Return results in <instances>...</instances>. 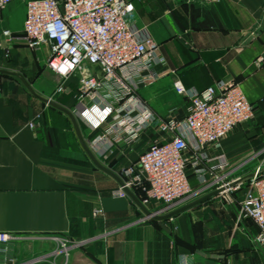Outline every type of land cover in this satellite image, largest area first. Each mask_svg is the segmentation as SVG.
Returning <instances> with one entry per match:
<instances>
[{
    "label": "crops",
    "instance_id": "1",
    "mask_svg": "<svg viewBox=\"0 0 264 264\" xmlns=\"http://www.w3.org/2000/svg\"><path fill=\"white\" fill-rule=\"evenodd\" d=\"M127 1L135 10V29H144L164 63L154 68L159 78L141 84L135 94L139 104L133 115L148 113L155 120L130 141L107 134L113 143L105 155L96 154L93 140L110 121L91 131L76 111L77 78L69 77L64 92L56 94L58 80L45 66L46 49L30 50L22 39L25 0L0 12V69L21 75L37 94L71 111L92 154L119 178L121 168L164 141L158 120H184L188 100L175 93L174 81L202 91L234 80L253 107V120L223 138L217 153L235 177L251 175L258 166L263 170L264 0ZM91 72L100 76L96 67ZM189 181L195 189V179ZM118 186L89 160L67 116L31 96L17 77L0 75V232L19 236L0 243V264H62L50 235L84 241L69 250L67 264H264V247L251 241L256 226L238 218L243 195L234 194L227 206L216 195L157 222L128 197L113 196ZM145 207L154 212L160 204ZM97 208L103 215L94 217ZM35 258L39 261L30 263Z\"/></svg>",
    "mask_w": 264,
    "mask_h": 264
},
{
    "label": "built area",
    "instance_id": "2",
    "mask_svg": "<svg viewBox=\"0 0 264 264\" xmlns=\"http://www.w3.org/2000/svg\"><path fill=\"white\" fill-rule=\"evenodd\" d=\"M16 0H0V12ZM201 4L220 0H188ZM22 39L33 51H47L46 68L57 77L55 93L64 92V82L75 76L78 81L76 111L91 131L110 121L103 134L93 144L98 156L111 151L114 140L124 136L130 141L141 128L155 119L150 114L136 118L133 113L139 100L136 92L141 84L158 79L154 71L164 63L158 47L145 34L136 30L135 10L127 0H25ZM142 32V35L140 33ZM8 37V30L3 32ZM262 58H257V62ZM100 71V76L91 72ZM176 94L188 100L187 114L181 122L157 121L164 136L163 142L150 145L136 162L119 170L122 186L112 195L127 197L129 189L143 205L151 202L163 205L164 210L203 192L221 190L218 194L228 199L231 191L242 185L241 178L231 175L228 163L217 151L220 141L237 126L253 120V107L238 83L223 80L202 91L186 89L174 81ZM32 126L33 124H29ZM215 155H211V151ZM258 166L252 173L242 200L238 218L250 219L257 228L251 241L264 247V172ZM193 177L197 187L190 185ZM102 214L95 209L92 216ZM13 234L0 232V243L15 240ZM67 264L71 248L84 241H70L54 237ZM39 258L31 259L36 263ZM17 264V263H15ZM22 264V263H21ZM184 264H188L186 261Z\"/></svg>",
    "mask_w": 264,
    "mask_h": 264
},
{
    "label": "water",
    "instance_id": "3",
    "mask_svg": "<svg viewBox=\"0 0 264 264\" xmlns=\"http://www.w3.org/2000/svg\"><path fill=\"white\" fill-rule=\"evenodd\" d=\"M0 75H10V76H15L17 77L21 83L24 85V87L26 88V90L28 91V93L33 96L34 98L38 99L39 101H41L42 103H44L45 105L61 112L62 114H64L65 116H67V118L69 119L72 129L76 135V138L82 148V150L84 151V153L87 155V157L89 158V160L92 162V164L101 172L107 174L108 176H110L111 178H113L119 186H122V181L121 179L114 174L113 172H111L109 169H107L105 166H103L96 158L95 156L92 154V152L90 151L89 147L87 146V144L85 143V141L83 140L79 127H78V123L77 120L75 118V116L73 115V113L67 109H65L64 107L58 105L57 103H55L54 101L42 97L39 94H37L31 87L30 85L24 80V78L15 73V72H10V71H6V70H2L0 69ZM261 172H264V169L261 170ZM251 175L245 176L244 178L241 179V182L248 180ZM124 192L126 193L127 197L142 211L144 217L150 218L151 220L157 221V222H164L167 221L171 218H173L174 216L204 202L207 199H210L213 196L218 195L221 190H213L187 204H184L178 208H175L173 210H170L168 212L165 213H157V212H151L149 211L140 201L139 199L129 190L124 188L123 189Z\"/></svg>",
    "mask_w": 264,
    "mask_h": 264
},
{
    "label": "rangeland",
    "instance_id": "4",
    "mask_svg": "<svg viewBox=\"0 0 264 264\" xmlns=\"http://www.w3.org/2000/svg\"><path fill=\"white\" fill-rule=\"evenodd\" d=\"M38 59V61L40 62L41 61V59H39V58H37ZM250 179V178H249ZM249 179L248 180H246V181H244V182H242V185L240 186V188L238 189V190H235V191H231L229 194H228V199H225L223 196L221 197L222 198V203L225 205V206H227L228 205V203H230L231 202V200H233V195L234 194H236L237 195V198H239L240 197V195H243L244 194V191H245V188L248 186V183H249ZM134 194V193H133ZM136 197H137V195H136ZM138 198V197H137ZM139 199V198H138ZM139 201H140V199H139ZM141 202V201H140ZM149 204H151V203H149ZM148 204V205H149ZM144 206H146V205H144ZM239 207V206H238ZM97 209H101V208H97ZM172 209V208H171ZM171 209H168V210H164V208H163V205H160V207L157 209V210H155L154 212H157V213H161V212H168V211H170ZM102 210V209H101ZM94 211V210H93ZM163 214V213H162ZM103 215V211H102V214L101 215H99V216H102ZM241 218V220L242 219H247V218H244V217H240ZM4 233V232H3ZM15 237H19L18 236V234H13ZM53 236L54 237H60V238H65V237H63V236H60V235H50L49 236V238L50 239H52L53 238ZM16 238V239H17ZM65 239H67V240H70V239H68V238H65ZM70 241H73V240H70ZM56 242V241H55ZM74 242V241H73ZM57 243V242H56ZM69 254V253H68ZM62 255V254H61Z\"/></svg>",
    "mask_w": 264,
    "mask_h": 264
},
{
    "label": "trees",
    "instance_id": "5",
    "mask_svg": "<svg viewBox=\"0 0 264 264\" xmlns=\"http://www.w3.org/2000/svg\"><path fill=\"white\" fill-rule=\"evenodd\" d=\"M136 195H138V194L136 193Z\"/></svg>",
    "mask_w": 264,
    "mask_h": 264
},
{
    "label": "bare ground",
    "instance_id": "6",
    "mask_svg": "<svg viewBox=\"0 0 264 264\" xmlns=\"http://www.w3.org/2000/svg\"><path fill=\"white\" fill-rule=\"evenodd\" d=\"M211 192V191H210Z\"/></svg>",
    "mask_w": 264,
    "mask_h": 264
}]
</instances>
